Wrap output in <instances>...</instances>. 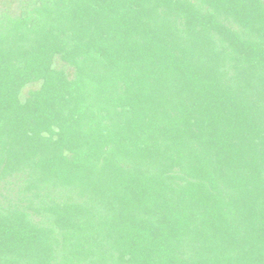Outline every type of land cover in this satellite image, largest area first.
Returning <instances> with one entry per match:
<instances>
[{
    "label": "clouds",
    "instance_id": "clouds-1",
    "mask_svg": "<svg viewBox=\"0 0 264 264\" xmlns=\"http://www.w3.org/2000/svg\"><path fill=\"white\" fill-rule=\"evenodd\" d=\"M0 264H264V0H0Z\"/></svg>",
    "mask_w": 264,
    "mask_h": 264
},
{
    "label": "trees",
    "instance_id": "trees-1",
    "mask_svg": "<svg viewBox=\"0 0 264 264\" xmlns=\"http://www.w3.org/2000/svg\"><path fill=\"white\" fill-rule=\"evenodd\" d=\"M60 57H61V54L57 53L56 58L54 60V65L53 66H56V62L60 59ZM43 85H44L43 78H41L39 80L28 81L22 87V94L27 93L29 89H31V90H41L43 88Z\"/></svg>",
    "mask_w": 264,
    "mask_h": 264
}]
</instances>
